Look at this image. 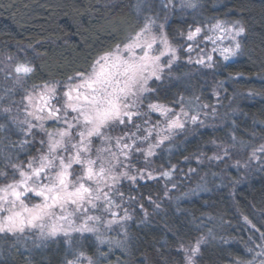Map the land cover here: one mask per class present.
<instances>
[{
    "label": "trees",
    "instance_id": "obj_1",
    "mask_svg": "<svg viewBox=\"0 0 264 264\" xmlns=\"http://www.w3.org/2000/svg\"><path fill=\"white\" fill-rule=\"evenodd\" d=\"M152 1L147 0L151 11L143 15L167 17L171 37L213 18L239 20L246 28L242 53L212 69L174 66L172 76L151 86L156 89L149 94L151 100L170 105L181 95L198 97V103L208 107L216 100V121L160 149L148 166L159 178L148 177L144 170V178L134 184L121 181L123 197L132 201V219L115 245H97L87 236L73 238V245L93 255L94 264H184L179 243L208 236L211 230L199 262L231 264L245 256L246 245L252 246L249 237L258 236L244 218L264 231V169L240 171L208 160L219 147L252 149L264 142V0H197L198 7L189 11L176 7L167 11ZM134 5L135 0H0V54L31 60L36 66L25 87L66 82L142 25L143 15ZM5 116L0 114V123H7ZM9 127L12 132L0 133V169L10 175L3 159L9 142L15 162L42 145L39 138H28L29 143L20 147L25 137ZM201 156L203 162L196 160ZM165 171H171L170 178L162 175ZM24 243L25 238L16 243L0 236V264H62L69 253L63 243L48 241L31 248Z\"/></svg>",
    "mask_w": 264,
    "mask_h": 264
},
{
    "label": "snow or ice",
    "instance_id": "obj_2",
    "mask_svg": "<svg viewBox=\"0 0 264 264\" xmlns=\"http://www.w3.org/2000/svg\"><path fill=\"white\" fill-rule=\"evenodd\" d=\"M172 6V0H166L164 7ZM134 7L141 15L151 11L147 0H135ZM181 7L196 9L198 2L181 0ZM245 33L246 28L239 20L230 24L217 20L206 30L199 26L190 29L187 40L199 44L197 37H200L213 44L211 52H204L195 60L196 64L211 68L212 53L218 52L224 61L242 53L239 37ZM225 40L230 42L226 46L223 45ZM217 42L221 43L218 45ZM186 51L192 52V46L189 45ZM7 59L14 58L8 56ZM179 59L176 47L163 32V25L157 23L155 16L143 15L142 25L123 41L98 54L89 69L75 72L63 83L46 81L26 89L16 109L17 114H12L11 106L0 108V114H7V123H0V133L12 132L13 127L9 125L14 126V130L25 137L19 142L20 147L29 143L28 138L33 137L34 130L46 136V140L40 141L45 151L29 159L27 164L14 161L9 154L13 148L11 142L4 149L5 167L11 169V176L0 169V179L6 181L0 183V236L21 243L25 233L32 231L41 240L60 234L70 236L73 232H89L96 234L101 244L112 243L102 238L101 227L108 231L113 225L123 228L131 219L127 209H123L122 216L116 211L122 205L114 199V196L123 197L117 187L121 179H136L130 175L126 161L131 160L134 152L154 155L155 147L169 140L174 130L184 129L188 122L203 124L199 109L208 105L199 104L198 97L186 99L179 96L175 101L179 111L170 105L152 102L150 98L149 94L156 91L150 83L162 81L166 72L171 76ZM35 71L36 66L31 60H15L5 74V80L12 81L13 86L3 89L0 100L7 96L10 103L15 104L11 101L15 87H23ZM145 106L149 112L163 117V128L142 129V125L134 123L143 115ZM47 121L60 127L48 130L45 127ZM128 125L135 131L119 136L110 134V130ZM154 131L155 143H152ZM137 133L142 134L138 136ZM94 138L100 142V147L95 149ZM144 142H148L146 150L139 147ZM222 151L223 156L215 155L210 159L221 160L229 156L228 148ZM253 162L264 169V143L252 148L244 167ZM236 164L239 166L240 161L237 160ZM138 174L144 178L143 170H138ZM146 174L154 178L151 172ZM162 175L170 178L171 171ZM33 200L39 202L33 203ZM244 219L258 234L255 239L249 237L252 246L246 245L245 251L260 257L259 264H264V231L247 217ZM211 236L209 230L208 236H197L187 244L179 243L178 250L184 254V264H197L201 246ZM257 239L259 243H256ZM65 264H94V261L79 252ZM233 264H255V261L237 259Z\"/></svg>",
    "mask_w": 264,
    "mask_h": 264
},
{
    "label": "rangeland",
    "instance_id": "obj_3",
    "mask_svg": "<svg viewBox=\"0 0 264 264\" xmlns=\"http://www.w3.org/2000/svg\"><path fill=\"white\" fill-rule=\"evenodd\" d=\"M152 2H155V1H152ZM156 2L158 3V5L160 7L161 6L164 7V4L166 3V0H156ZM172 4H173L172 7H167V8L164 7V8L167 9V11H168V9H169V11H172V9L175 8V7L179 8V9H182L181 0H172ZM189 10H191V9L187 8V11H189ZM159 16L160 15H158V17H156L157 18V23L163 25V32L167 35V37H168L169 41L171 42V44L174 47H176L177 54L180 57V59L177 61V63L174 66L181 65V64H187V65H189V67L190 66H191V68L193 67L192 71H198V70H201V69H212L219 62H229V61L235 59L239 55L238 54L237 56L229 59L228 61H224L223 58L220 57L218 52L217 53H212V55H213V67L208 68V67H204L203 65L196 64L195 60L200 58V56H202L204 52H211V49L213 48V44L211 42L207 41V40L201 39L200 37H197V40H199V44H197L196 42H193V41H188L187 40V34H188L189 30L190 29H194L195 27L190 28L189 30H187L185 32H182V33L181 32L180 33H176L174 37L173 36L171 37L166 31V24H167L166 19H167V17H165L162 20H160ZM217 20L226 21L229 24L234 22V20L232 21V20L223 19V18H215V19L213 18L212 20L208 21L205 25L199 26V27H202V28H204L206 30L210 25L215 24ZM201 35L203 36L204 33H202ZM241 37H239L240 41H241ZM217 43L219 45L221 42H217ZM228 43H230V42L227 41V40L223 41V45L224 46H226ZM189 45H191L192 48H193L192 52L186 51V49H187V47ZM165 59H166V57H165ZM189 59H191V61H192L191 63L189 62ZM14 62H15V60H8L7 59V54H5V55L4 54L3 55L0 54V70H2V71H0V94L3 93V89L4 88L13 86L12 85V81L5 80V74L8 71H10L11 65ZM173 72L174 71L172 70V75H173ZM165 77H169L167 72L165 74ZM156 82L157 81H154V82L150 83V87ZM158 82H160V81H158ZM24 85H23V87L16 86L14 93L11 94V101H15L16 102L15 104H11L9 98L6 96L2 100L3 104L0 107L3 108V107L11 106L13 108V113L12 114H17L16 113V109H17V107L20 106V101L22 100V97L25 94V90L32 88V86H26L25 87ZM38 85H40V84H38ZM216 98H218V97L216 96ZM152 102H157V101H152ZM158 102L161 103V104L170 105L168 103H164V102H160V101H158ZM217 105H218V102L215 100V103H214L213 106L207 107V108H200L199 109L200 120L203 121V124H200L199 122L196 123V124H192L191 122H188V123L185 124L184 129H182V130H179V129L178 130H174L172 132L171 138L169 140L165 141L159 147H155L153 149L154 155L147 156L143 152H134L132 154L131 160L130 161H126V163L129 164V169L128 170L130 172V175L136 176V179H135V181H132V180H129L127 178H123V179L120 180V182L117 185V187L119 188V185H120L121 181H123V180H127V181L131 182V184H134V183H136V180L141 179L140 175L138 174V170H143V171L146 170L145 171L146 173L147 172H151L152 173V177H154V179L159 178L160 175L158 173L154 172V170H149V168H148V166L151 165V163L153 162L157 152L160 149H165L166 150L167 148L172 147L177 140H180L182 138V136L184 134H188V132L190 130L195 129L196 127H198V128L201 127L202 128V127H206V126H212L214 121H216L217 110H218ZM170 106L174 107L176 109V111H179V108L175 104L170 105ZM142 113H143V115L141 116V118L134 120V123L142 125V129L143 128H153L155 126V130H158V129L163 128L165 126L163 117H161L158 113L149 112L146 106L142 108ZM205 114H207V115H205ZM21 118H23L22 114H21ZM145 121H147V123H145ZM45 127L48 130H54L55 128L60 127V125L55 124L53 121H47L45 123ZM132 131H135V129L131 125H128L127 127H117V128H115L113 130H110V134L113 135V136H119V135H123L124 132H132ZM141 134L142 133H137L138 136L141 135ZM33 138H39L40 141L41 140H46V136H45V134L43 132L35 131V130H34L33 137H31L30 139H33ZM151 142L155 143V131L153 132V138H152ZM262 143H264V142H260L258 145H260ZM39 144L41 145V143H39ZM97 147H100V142H99L98 139L94 138L93 139V149H95ZM139 147H141V148L146 150L148 148V142H144L142 144H139ZM231 147L232 146H229V149H228L229 156L224 157V159H221V160L210 159V160H208V162H210V161L212 162L213 161L214 164H218V165L222 164L223 166H225L227 168H234V169H238L240 171L241 170L242 171H246V170H248L250 168H254L255 169V168L259 167L254 162L252 164H250L249 167H247V168L244 167V164L248 160V157H249L252 149H248V148H245V147L244 148L240 147V149H235V148H231ZM223 148H228V147H226V146L225 147H219V149L216 151V153H214L211 157H214L215 155L223 156V151H222ZM43 151H45V146H43V145L39 146V148L33 154L27 156L25 160H22L21 162H18V163L27 164L29 159L38 156ZM197 159L200 160L201 162H203L202 156H201V158L197 157L196 160ZM237 160L240 161V165L239 166H237V164H236ZM139 163L141 165L144 164L145 166L144 167H142V166L139 167ZM175 168H176V166L174 165V167H172V169H175ZM184 175H185L184 178H186L187 174L185 173ZM9 176H11V174ZM4 182H6V181H4L3 179H0V183H4ZM193 188H194V186L189 187V191L192 190ZM119 191L121 192V189H119ZM114 199H116L122 205L121 209H116V211H119L121 216H122L123 215V209H127V212L129 214V216L132 217L131 216V212H130V206L132 204L131 203L132 201L130 200V198L129 197L114 196ZM36 202H39V200H33V203H36ZM96 214H99V213H96ZM131 219L127 220L124 224H127V222L130 221ZM100 231L102 233V238L107 240V241H112V243H103V244H101L97 240L96 234L89 233V232H84V233L73 232V233L70 234V236H64L63 234H60V235H57L55 237H49L47 239L41 240L40 237L38 236V234L35 231H32V232H26L25 233V236H24L25 243L24 244L28 245L26 248H29V247L31 248V247H33V245L34 246H43L48 241L56 242V243H63L64 245H67L69 253L67 252L68 254H67V256L64 259V262L62 264H65L66 260L73 259L74 254L75 253H79V252H83L85 254V256L91 257L92 260L95 263V257L93 255H90V254L86 253V251H83L78 245H75V244L73 245V241L72 240H73V238H77L79 240H82L83 237L87 236V237H90L91 239H94L95 242L97 243V245H106V244L115 245V243H117L118 234L119 235L123 234V228H121L119 225H113L111 231L105 230L103 227H101ZM1 237H3V236H1ZM256 243H259L258 239L256 240ZM256 251H259V249H256ZM242 259L245 260V261L254 260L255 264H259V260L261 258L260 257H255L254 253L245 252V256ZM196 262H197V264H203V263L199 262L198 256L196 257ZM231 264H233V263H231Z\"/></svg>",
    "mask_w": 264,
    "mask_h": 264
}]
</instances>
